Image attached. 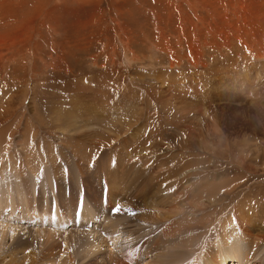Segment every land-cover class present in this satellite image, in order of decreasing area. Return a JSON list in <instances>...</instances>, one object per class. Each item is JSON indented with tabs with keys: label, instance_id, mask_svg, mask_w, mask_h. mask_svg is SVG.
<instances>
[{
	"label": "rangeland",
	"instance_id": "obj_1",
	"mask_svg": "<svg viewBox=\"0 0 264 264\" xmlns=\"http://www.w3.org/2000/svg\"><path fill=\"white\" fill-rule=\"evenodd\" d=\"M0 175L8 189L34 181V199L59 209L42 223L14 218L15 236L87 237L83 250L57 238L55 261L36 264H127L141 235L136 264H205L203 235L213 264H264L238 255L254 256L259 234L244 209L264 208V0H0ZM174 178L175 196L145 195ZM5 208L1 218L24 216ZM145 210L172 217L146 237ZM9 237L0 244L16 262L29 258L32 246Z\"/></svg>",
	"mask_w": 264,
	"mask_h": 264
},
{
	"label": "bare ground",
	"instance_id": "obj_2",
	"mask_svg": "<svg viewBox=\"0 0 264 264\" xmlns=\"http://www.w3.org/2000/svg\"><path fill=\"white\" fill-rule=\"evenodd\" d=\"M240 11H242V10H240ZM246 31H248V30H246ZM68 119H70V118H68ZM72 146H74V145H72ZM49 159L53 162L55 160V157L49 156ZM146 161L147 160H143V162H142L143 167H145V164L147 165V162ZM49 165L53 167V163L52 164H49ZM176 173H178V172H176ZM33 174L34 173H32V176H33ZM168 175H169V173H168ZM0 176L3 177L2 175H0ZM22 178L23 177H20L19 184L24 181ZM156 178H157L156 176L152 175V177L150 178V180H152V179L156 180ZM168 178H171V176H168ZM177 179L178 178L171 179L169 181V184L166 187L163 186V185H157V187H156L155 190L154 189H151L148 192H146L145 195H152V196H155L157 198H162V197H167V196L170 197V194H173L172 196H175L174 195L175 193L173 192L174 190H172V188L175 186V184L173 182L176 181ZM27 180H29V179H27ZM67 181L68 182H67V184L65 186L66 187L68 186L70 188L71 187V181L69 179ZM10 183H11V181L8 182V180L6 178H4V179L1 178V183H0V207L1 206L2 207H6L4 210H6L7 208H12V209L13 208H20V209L23 210L21 212V214H24V216L22 218L20 216L13 215L14 212L12 214L9 212L10 214H4L5 218L2 217L3 220H1L2 218L0 217V222H1L0 223V240H4L6 237H8V235H10L9 238L13 242L14 247H16V246H32V253L29 256V258L25 259L21 263H17L16 260H15L16 253L13 251V248L7 250V249H5V244H0V247H2V249L0 250V261H4L3 264H31V262H33L34 264H36L38 261H41V260L42 261H46V262L49 261V263H50V261H55V256H56L55 254L58 252V251H56V249L58 248L59 250H61V247H62V246H60L61 242L58 240L60 238H63L65 240H74V245L75 244L78 245L82 250L85 249L86 242H87V237H86V235L84 233H76V234H73V235H71L69 233V234H67L66 236L63 237L61 235H58V233L54 229L51 230L49 228H41V230L38 233V235H35L36 236L35 238L28 239L29 237H24V235H21L20 236L19 235L20 233L17 236H15V233H14V230L13 229H11V232H10V228H14V229L18 228V225L14 226L13 223H12V221L14 220V218L15 219L16 218L26 219L27 221H31L32 220L31 222H39V223H42L43 221H46L47 219H50L51 216H56V215L58 216V214H59V211H58L59 209L55 208V206H54V209L52 208V206L50 208H47L48 202H47V199L43 196L45 193H43V195L40 196V194L38 193V191H34L36 195L38 194L37 199H34V194L32 192L28 191V189H30L34 185V183H35L34 181L31 180L30 182H28L27 185L25 187H23L24 189L20 188L19 187V184H16V183L14 184V186L11 184L13 187L11 189H8L7 186ZM17 183H18V180H17ZM4 185H5V188H4ZM17 188H18L19 191H22L23 193L25 192V201H22L21 202L20 200H18V197H17L18 194L15 193ZM62 191H63V187L60 186L59 187V190H58V193L61 194ZM130 191L133 192L132 190H130ZM31 194H32V196H31L32 202L35 204V209L33 208L34 205H30V201L31 200L29 201V199H30V195ZM178 194H179V192H178ZM131 196H134V194L128 193V195L126 196L127 202L129 200V198H131ZM52 199H51V202L53 201ZM39 204H41V205L43 204L45 206L40 208ZM136 205H138V204H136ZM155 205L156 204H154V206ZM203 207H204V205H203ZM51 209H53V211H54L53 212V215H49L47 213ZM244 211L246 212V224H247L249 230H254L255 229V230L258 231L259 234L254 237L257 241H253L252 242V246H253V249L252 250H253V252L251 254H254V250H255V255L254 256L253 255L250 256L249 255L250 254V251L246 253L245 250L242 253L239 252L238 255L239 256H242L244 258V261L245 262L251 261L250 263H252L254 261L253 258H255V257H256V260H259V259L264 260V257H262L263 255L259 257L260 247L262 248V246L261 245H258V243L260 241L261 242L264 241V208H263V211L260 212L257 207H254V205H251L250 208H248L246 210L244 209ZM45 213H46V216H45ZM66 215L67 216H65V217L62 216V215H59V217H58L59 218V223H58V226L59 227L65 226L66 223L68 221H70L69 218L74 217V212H71L70 210H67ZM143 215H145V217H147V219L150 220V221H144L143 220L144 222H146V223L151 222L153 224L155 223V225H152V224L148 223L149 226L146 227V228L147 229H150V230H149V232L147 231L148 233H147L146 237H149L148 234L158 226V223H160L161 220H165L166 219L165 221H167V220H169L172 217V215H166L165 217H158V215H156V213H151L150 211H147L146 212V210H145V212H144ZM83 216H87V212L86 211L83 212ZM90 218H92L91 222L97 221V218L95 217V215H92ZM131 219L128 220V221H126V222H124V224L123 223L118 224L117 222L108 223V229H111L113 227V228H115V230L112 233H110L111 230H107V231L104 232V234L108 235V237H111V235L112 236H115V232L116 231H119L118 228L120 226L123 227V225H130V223L133 221ZM4 220L6 221V223H2V222H4ZM72 220H73V218H72ZM165 221H163V222H165ZM186 226H187V229H184V239H188V235H186V233H188V225H186ZM206 226L207 225H206V222H205L203 224V227H206ZM121 227L119 229H121ZM166 228H167V226H166ZM20 229H23V227H21ZM137 229L138 230H141L140 229V226L137 227ZM134 231L135 230H133V232ZM89 237H90V235H89ZM200 237H202V235H200ZM102 238H103V236H102ZM141 238H143L142 235L140 237L136 238V239L133 238L132 240H130V241L127 242L128 245H130V243H133L129 248H127L125 250L124 253H122V255H124L122 257V259H124V261H126L127 264H136V259L135 258H136L137 249L140 252L139 247H138V243H139L138 240L141 239ZM114 241H115V239H114ZM134 241H136V242H134ZM149 241L150 240L148 239V242ZM36 244H38V248L37 249L34 248V245H36ZM232 244H233V242H229L228 243V245H232ZM209 245H211L210 240L207 239L205 241V238H204V235H203L202 240H201V246L203 247V249H202L201 252L205 253L209 258H211V259H208L209 261H206L205 264H213L214 263V259H212V258H215L216 257V254L209 249V247H210ZM188 246H189V248H191V243L190 242L188 243ZM257 246H259V247L256 248ZM194 250H195V248H192L191 249V254L194 252ZM144 252H145V254H148L150 251L144 250ZM230 255H234V257L236 258V262H239V256L237 254H230ZM150 256L151 255H148V257H150ZM225 256H226V254L220 255L219 258L217 259V261H219V262L215 261V264H219L221 262L220 259H222V258H223V260H222L223 261V264H228L229 261L226 260ZM248 257H249V259H248ZM114 258H115V256L112 259H114ZM63 261H61V262L59 261L60 263H58V264H64ZM234 262L235 261H232V264H234ZM0 264H2V263H0ZM145 264H150V261H148ZM235 264H237V263H235Z\"/></svg>",
	"mask_w": 264,
	"mask_h": 264
}]
</instances>
